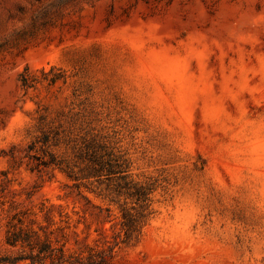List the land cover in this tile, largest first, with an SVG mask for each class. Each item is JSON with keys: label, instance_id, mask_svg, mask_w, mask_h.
<instances>
[{"label": "rangeland", "instance_id": "1", "mask_svg": "<svg viewBox=\"0 0 264 264\" xmlns=\"http://www.w3.org/2000/svg\"><path fill=\"white\" fill-rule=\"evenodd\" d=\"M25 69L39 81L27 89ZM39 128L60 133L49 151L76 181L35 169L29 154L49 160L27 149ZM92 135L133 183H154L129 243L113 245L121 210L139 205L116 180L84 179L74 157ZM2 171L0 251L15 212L70 211L79 186L111 220L79 224V240L115 264H264V0H0Z\"/></svg>", "mask_w": 264, "mask_h": 264}, {"label": "trees", "instance_id": "2", "mask_svg": "<svg viewBox=\"0 0 264 264\" xmlns=\"http://www.w3.org/2000/svg\"><path fill=\"white\" fill-rule=\"evenodd\" d=\"M41 74L46 77L43 71ZM21 86L24 89L33 87L39 81L36 77L29 74L28 69H25L20 74ZM54 82V81H53ZM39 123L42 124L45 120L43 113L38 112ZM40 137H37L34 142L28 146V152H37L40 150L43 154L48 155L49 160L36 155H28L29 158H35L39 161L35 169L40 170V167L59 169L65 172L71 179L76 176L73 169L63 160H58L57 156L49 149L58 147V136L60 133L54 132L51 137V132L42 131ZM63 132V130H62ZM99 138V139H97ZM104 137L92 135L84 139L81 146L77 147L79 153L74 157L82 164L81 172H86L84 179H94L99 181L113 179L116 180L117 189L114 191L117 196H126L125 199L133 200L135 205H139V210L135 208H123L121 210V220L119 222L120 231L114 238L113 245H117L120 240L122 243H129L140 237L144 212L148 210L150 199L149 196L154 189V183L147 186L133 183L129 179V171L126 166V161L123 156L116 152L115 148L110 147L106 142H100ZM51 141H55L51 143ZM49 151V152H48ZM64 164V165H63ZM73 168H79L73 165ZM7 172H0V206H4L2 199H5L4 184H8ZM71 188V187H67ZM76 194L74 191L65 193L66 199L73 200L70 211H67V206L61 205H46L45 202L40 203L37 211L22 210L15 212L8 221L7 230L4 238L5 248L0 251V264H115L113 254L109 247L90 245L85 239L79 240V235L76 229L79 224H83L88 228L87 221L90 218L108 222L110 218L109 208H102L96 205L87 195L79 190ZM93 192V191H90ZM26 199L32 197V193L25 194ZM15 195L12 194V197ZM75 198H80L84 204L83 208L77 210ZM11 205L15 201H10ZM75 216V219L73 218ZM111 222V220H109ZM73 238V245L70 240Z\"/></svg>", "mask_w": 264, "mask_h": 264}]
</instances>
